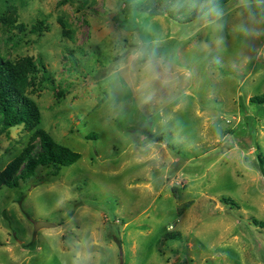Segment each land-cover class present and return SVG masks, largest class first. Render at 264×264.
Masks as SVG:
<instances>
[{
	"label": "rangeland",
	"instance_id": "obj_1",
	"mask_svg": "<svg viewBox=\"0 0 264 264\" xmlns=\"http://www.w3.org/2000/svg\"><path fill=\"white\" fill-rule=\"evenodd\" d=\"M193 1L185 23L157 0H0L41 128L81 155L0 188V264H264V0ZM30 136H0V172Z\"/></svg>",
	"mask_w": 264,
	"mask_h": 264
},
{
	"label": "trees",
	"instance_id": "obj_2",
	"mask_svg": "<svg viewBox=\"0 0 264 264\" xmlns=\"http://www.w3.org/2000/svg\"><path fill=\"white\" fill-rule=\"evenodd\" d=\"M74 2V0H72ZM128 4L130 0H124ZM219 2H225L220 0ZM193 0H157V6L172 19L185 15V23L193 21L191 13ZM10 20V19H9ZM14 23L17 18L12 19ZM45 25L39 22L29 33H40ZM21 33L27 28L20 23L14 27ZM63 34L70 32L64 29ZM17 44L20 43L17 39ZM3 40L0 37V136L6 131L23 126L30 134L29 145L0 172V188H19L22 183L32 179L39 168L54 166L58 169L77 163L81 155L69 147L56 142L53 137L41 128L42 115L37 103L28 95L31 75L38 69L33 58L12 61L1 50ZM40 66V65H39ZM44 77L48 74L44 64H41ZM48 77V76H47ZM252 103L264 104L262 97L252 98Z\"/></svg>",
	"mask_w": 264,
	"mask_h": 264
},
{
	"label": "clouds",
	"instance_id": "obj_3",
	"mask_svg": "<svg viewBox=\"0 0 264 264\" xmlns=\"http://www.w3.org/2000/svg\"><path fill=\"white\" fill-rule=\"evenodd\" d=\"M202 14L204 18H208V17L219 18L222 15V12L219 9V7L215 5L214 0H207L206 8L202 7Z\"/></svg>",
	"mask_w": 264,
	"mask_h": 264
},
{
	"label": "water",
	"instance_id": "obj_4",
	"mask_svg": "<svg viewBox=\"0 0 264 264\" xmlns=\"http://www.w3.org/2000/svg\"><path fill=\"white\" fill-rule=\"evenodd\" d=\"M41 227H49V228H53L54 226L49 224V223H46V222H42L39 224L38 226V229L41 228Z\"/></svg>",
	"mask_w": 264,
	"mask_h": 264
}]
</instances>
